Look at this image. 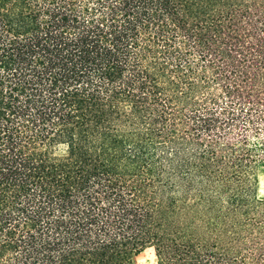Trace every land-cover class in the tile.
<instances>
[{"label": "trees", "instance_id": "obj_1", "mask_svg": "<svg viewBox=\"0 0 264 264\" xmlns=\"http://www.w3.org/2000/svg\"><path fill=\"white\" fill-rule=\"evenodd\" d=\"M264 0H0V264H264Z\"/></svg>", "mask_w": 264, "mask_h": 264}, {"label": "rangeland", "instance_id": "obj_2", "mask_svg": "<svg viewBox=\"0 0 264 264\" xmlns=\"http://www.w3.org/2000/svg\"><path fill=\"white\" fill-rule=\"evenodd\" d=\"M259 197L264 199V166L259 172ZM136 264H158V259L153 247H147L135 258Z\"/></svg>", "mask_w": 264, "mask_h": 264}]
</instances>
